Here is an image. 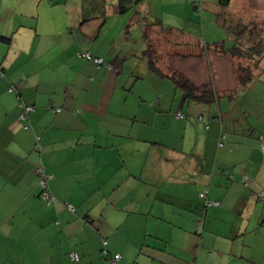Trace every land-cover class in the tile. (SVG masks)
Wrapping results in <instances>:
<instances>
[{"label":"crops","instance_id":"1","mask_svg":"<svg viewBox=\"0 0 264 264\" xmlns=\"http://www.w3.org/2000/svg\"><path fill=\"white\" fill-rule=\"evenodd\" d=\"M158 2L121 14L118 0H0V264H264V110L242 125L232 101L186 102L151 70L125 30L137 10L164 22L183 4ZM11 85L35 106L32 130Z\"/></svg>","mask_w":264,"mask_h":264},{"label":"rangeland","instance_id":"2","mask_svg":"<svg viewBox=\"0 0 264 264\" xmlns=\"http://www.w3.org/2000/svg\"><path fill=\"white\" fill-rule=\"evenodd\" d=\"M174 1H182L180 11L177 15L172 12L173 17L170 12L164 13L169 21L163 23L175 31L149 28L150 41L158 53V63L170 65L199 86L213 81L220 90L219 101L232 108L231 101L235 104L234 109H237L241 119L237 122L245 126L259 123V114L264 110V57L254 71V78L243 86L239 85V76L246 73L244 67L255 69L254 60L225 53L220 46L206 48L202 43L232 47L238 32L234 28L240 23L246 26L247 35L255 29L257 35H262L264 39V0H235L229 8L230 14L224 12L217 0H198V3L205 1L204 7L198 9L193 2L195 0H161L162 3H158L172 10ZM130 32L135 46L143 42L140 28L133 27ZM143 80L149 83L147 79Z\"/></svg>","mask_w":264,"mask_h":264},{"label":"trees","instance_id":"3","mask_svg":"<svg viewBox=\"0 0 264 264\" xmlns=\"http://www.w3.org/2000/svg\"><path fill=\"white\" fill-rule=\"evenodd\" d=\"M141 1L142 0H118V3L116 5L117 12L121 13V14L127 13L132 8H136V6H138ZM231 2H232V0H217L218 5L222 8H224V12L227 14H230L229 6H230ZM198 7H201V8L204 7L202 2H199V3L197 2L195 4V8L198 9ZM136 12H137L136 13V15H137L136 19L127 24L125 32L130 37V33H131L130 31L134 27V25L137 23L142 24V33H143V38L145 40V50L143 51L141 57L147 61L151 70L157 72L162 77H168L171 80H173V83L176 86V88H180L181 91H183L184 98H185L186 102H195V103L204 104V105H211V104L217 102L219 100L221 94H220L219 88L216 86V84L213 81L208 82L207 85H205V86H199V85L195 84L194 82H192L188 77L183 75V73H181L177 69L172 68L170 65L166 64L165 66H163V65H160L158 63V60H157L158 59V53H157L156 47L150 41L149 28L160 27L164 31H168V32L172 31L174 29L166 27V25L162 22V20L159 19L158 17H155L150 11L142 12L140 10H137ZM225 20H226V18H225ZM234 30H235V32L236 31H238V32H237L236 43L232 47L227 48L224 46V44L219 45V44L215 43L213 45V44H210L208 42L202 43V46H205L206 48H210L211 46H220L222 48V51L225 53H230L234 56H239V57L246 56L249 59L254 60V62H255L254 68L255 69L244 67L243 69H246V73L239 76V85L241 84L243 86H246L254 78V71L259 68V63H260L261 59L264 57V39H262V35H260V36L257 35V31H255V29L250 30V31L248 30L249 35H247L246 34L247 33L246 32V26H244L241 23L238 25L237 28H234ZM256 37H258V38H256ZM81 53H84V52H79L78 53L79 57H83L89 61L95 62L94 60H90L84 56H81L80 55ZM91 54L94 57L96 56L93 53H91ZM96 65L98 67H102V66L107 67V65H98L97 63H96ZM8 91L10 93H16L17 94V98L19 100V106L21 108L19 115H18V118L22 123V127L25 130H32L34 126L32 123L31 115L35 111V106L32 104L26 103L22 99V97H21L20 93L18 92V89L15 85H11L8 88ZM22 104L32 105L34 107V111H32L30 113L29 117L26 120L20 119V115L23 112ZM60 111H61L60 108L55 109V112H60ZM178 113H182L183 117H178V115H177ZM178 113H176V117L178 119H186V120H190V121L200 120V121L205 122L207 129L210 128V121H209V119H207V116L205 115V113L194 114V113H186L183 111H178ZM217 118H219L220 121L222 120L221 116H218ZM34 139H35V147L37 148V150H40L42 148V144H41L42 137H41V135L36 133ZM224 140H225V135H224V133L223 134L221 133L220 139L218 142L219 146L224 145ZM260 146H261V144H260ZM36 172L38 175V186L40 188V196L43 199L44 203L49 206L56 199L55 196L52 194V191L50 188V179H51L52 175L47 171V168L43 162L38 163V165L36 166ZM43 175L46 177L44 185L41 184V180L43 179ZM47 192L50 193L49 197H46ZM259 198H263L262 200H264V195H259ZM68 204H67V206H68ZM69 205H71V204H69ZM73 207L75 208L74 210L70 209L68 206L70 211H72L73 213H76L77 209L75 206H73ZM91 223L93 226L98 225L97 221H92ZM263 224H264V221H263ZM103 245H104L103 252L107 253L109 251L107 248V245H105V244H103ZM116 254H120V253H116ZM116 254H114L111 257V259H110L111 264H112V259L114 258V256Z\"/></svg>","mask_w":264,"mask_h":264},{"label":"built area","instance_id":"4","mask_svg":"<svg viewBox=\"0 0 264 264\" xmlns=\"http://www.w3.org/2000/svg\"><path fill=\"white\" fill-rule=\"evenodd\" d=\"M80 55H81V56H84V57H86V58H88V59H90V60H94L98 65H108L102 57H99V56H95V57H94V56L91 54V52H89V51L84 52V53H81ZM109 66L112 67L111 65H109ZM22 106H23V112H22L21 115H20V119H22V120H26V119L29 117L30 113H31L32 111H34V107H33L32 105H27V104H22ZM177 115H178V117H183V114H182V113H178ZM261 147L264 148V138L262 139ZM45 180H46V177L43 175V179L41 180V184L44 185V184H45ZM242 182H243L245 185H248V184H249V177H248V176H243V178H242ZM49 195H50V193L47 192V193H46V197H49ZM203 195H204V193H203ZM68 206H69V208L72 209V210L75 209L72 205H69V204H68ZM202 226H203V221H200V229H199V230H202ZM105 242H106V241H105ZM71 256H72V258L75 259V260H78V259H79V255H78L76 252H73V253L71 254ZM120 257H121L120 254H116V255L114 256V258L112 259V264H117V260H119Z\"/></svg>","mask_w":264,"mask_h":264}]
</instances>
